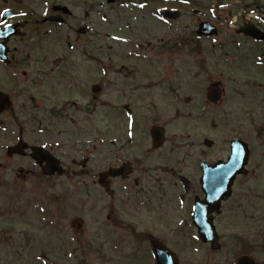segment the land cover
Segmentation results:
<instances>
[{
	"label": "rangeland",
	"instance_id": "1",
	"mask_svg": "<svg viewBox=\"0 0 264 264\" xmlns=\"http://www.w3.org/2000/svg\"><path fill=\"white\" fill-rule=\"evenodd\" d=\"M139 1L116 0L114 4H109L107 0H19V4L17 1L11 2L10 6L20 9V12H23L22 10L32 11L38 17H42L51 8V5L57 2L60 5L71 6L76 13L77 20L74 18L70 24L78 28L81 19H83L87 22L85 27L89 29L86 35L76 34L81 40L76 43L85 44L89 51L93 49L94 53L106 61L109 60L110 55L114 59H118L116 48L118 49V46L122 44L125 51L128 49L134 50L138 44L145 45L144 43L151 41L159 45L162 37L165 38L166 36L167 38L168 34L165 26L150 14L152 7H159L162 2H153L151 5L141 7L142 2ZM198 1L201 2L193 6L191 3L185 4L181 8L183 17L172 30L174 36L179 33L181 39L193 40L198 24L201 21L208 20V18L213 19L216 16L215 9H218L217 16H220L218 22L221 23V35L219 39L214 41H201V46L204 48L200 55L192 60V63L196 62L194 67L193 64L187 65L184 61L187 59L191 61L190 57L186 58L188 53L192 54L190 50L185 47L182 48L183 51L179 59L177 57L179 61L176 63L177 65L174 64L175 58L174 55H171L172 51H168L167 75L174 76L173 73L177 72L176 81L174 77L172 80L170 79V82L179 83L180 88L177 89L180 97L174 99L169 106L163 104V109L166 118H170L171 121H183L187 125V127L180 128L178 126L179 122L172 123L169 129L170 137L184 133L185 137L190 134L192 139L198 141L207 136L215 143L214 155L216 159L226 158L229 155V143L232 138H240L246 141L249 143L252 152L249 169L257 171V174L254 172L249 174L246 179H241L237 185L236 193L239 195L245 190H250L262 194L264 197V104L261 102V100L264 101V88L261 92H253V90L256 91L264 86V67L257 66L255 46L240 40V38H234L235 26H229V20L225 19L229 11H241L245 5L253 4V0H246L247 2L243 4H235L238 8L233 7L231 9L226 8L223 3L219 4V2L213 0ZM88 6L94 8V13L89 19L84 17V12ZM198 8H200L199 12L196 13L195 11ZM213 9L215 16L212 15ZM190 13H196V15L193 16ZM233 20L235 21V19ZM31 29L32 26L29 25L26 31L33 33ZM178 29H181V31H178ZM72 33L70 28L61 27L58 36L54 32L51 38L45 40V44H53L57 47L52 51L51 57L56 52L57 57L64 54V46L68 42H75V35ZM186 34H192V36L188 37ZM112 35L119 36V41L110 38ZM169 37L171 36L168 35ZM28 40L27 43L35 42L34 39L33 41ZM140 40L141 42H139ZM228 42L236 43L239 48L235 50L232 46L221 47L220 44L226 45ZM15 43L18 44L21 41H15ZM110 49H114L113 53ZM158 49L157 47L154 51L152 50V53L156 55L159 52ZM78 58L89 60L82 53ZM136 59L129 60L131 67L137 62ZM87 63L89 64V62ZM143 64L146 66V63ZM161 65L165 70L164 64ZM86 70L85 76L92 77V79L88 78L89 81L101 83L100 80H96L101 76V72L91 70L89 67ZM111 70L112 68L108 67V74H106L108 76L101 83L104 85L105 91L98 97L104 102V106L96 114L97 120L102 119V123H100L102 127L98 131H83L76 136V133L70 128L71 125L64 118L51 117L50 114L38 115V121L43 122L41 124L42 129H39L33 120L34 115L31 110L28 114L14 116L16 120L19 119L17 123L20 127H16L8 116H0V125L7 124L8 126L7 134L2 133L0 128V264H49V262H56V264H79L81 262L97 264L96 254L88 251L81 253L78 250L79 247L75 248V240L72 237L80 235L79 237L84 240L88 236L87 242L89 244L92 242L89 237L94 238L97 236V228L95 224H90V221L95 222L100 219L98 211L102 203L99 201L93 203L88 201L86 203V196L83 195L82 187L79 185L80 177L72 175L69 177L56 176L51 180L43 179L38 175L31 160L10 158L6 148L14 142L15 135L22 129L26 141L33 144L49 142V144L59 148L55 150L57 155H68L63 164L70 167L71 157L77 155L76 152H68L70 149L69 144L74 139H83L84 143L91 144L86 147L92 148L94 141L97 144L102 137L106 139V141L104 140L106 145L111 148L108 140L116 139L118 136L125 138L123 136L125 133L124 128L121 130L112 129L114 121L124 124L126 122L120 115H116L113 110L114 105L122 103L124 99L114 92L111 84ZM193 70L197 71L196 75L192 72ZM205 70L210 71L214 76L210 77V81L213 79L214 81H220L226 91L222 103L212 109L209 114V117L216 121L215 127L212 128L205 127L202 119L198 121L194 116H190L191 113L196 117L201 114L202 99L200 93L205 92L210 83L206 81ZM161 75H164V73ZM195 76H197V79L194 81ZM189 77H193L192 87H195V84L198 83V89L187 87L186 82ZM182 78L184 84L181 86ZM24 86L27 87V84ZM162 92H164V89L152 93L151 98L158 99V102L154 103L158 105L159 111L163 113L160 100L163 97L161 96ZM18 97L20 98V95ZM70 97L79 98V95L74 93L70 95L63 88L56 92L54 102L64 104ZM137 102L139 106L142 105V101L137 100ZM147 105L148 102L145 101L142 107L143 110L138 111L139 115L146 113ZM198 108L199 110H197ZM182 110L185 112H182ZM177 113L180 117L176 116ZM134 136L141 149L144 144H146V149L149 147V145L147 146V139L141 133L135 132ZM65 143H67L66 147H64ZM140 148L138 149L139 152ZM89 152L94 159L92 168L98 169L108 164L107 155L102 154L99 147L97 152ZM176 156L170 157V161L173 162ZM22 169L25 173L20 172ZM26 172H30L32 175H27ZM79 190H81V193H79ZM262 210L264 220V200ZM129 215L130 219L134 217L135 220H149L148 218H141L136 213ZM52 216L55 224L59 226V231L55 233L48 226ZM81 222L86 224L87 231L82 227L79 228ZM149 224L151 227L155 226L153 221ZM64 237L67 239H64ZM57 238L58 242L56 241ZM93 245L96 246V243L94 242ZM53 249L55 250L53 251ZM34 259L36 262H34Z\"/></svg>",
	"mask_w": 264,
	"mask_h": 264
},
{
	"label": "flooded vegetation",
	"instance_id": "2",
	"mask_svg": "<svg viewBox=\"0 0 264 264\" xmlns=\"http://www.w3.org/2000/svg\"><path fill=\"white\" fill-rule=\"evenodd\" d=\"M12 1L14 2V0H0V30H4L10 23L13 25L20 22L16 14L10 21L3 19ZM213 1L223 3L230 9L238 8L235 4L247 2L246 0ZM162 2L169 10H180L188 2L194 4L199 1L162 0ZM253 3L254 5L244 6L240 12L229 11L225 19H232L235 15H237V21L251 18L250 21L264 32V0H253ZM73 14L71 12L66 15L64 25L71 21ZM60 15H62L61 11L55 10L54 6L51 13L44 18ZM85 17L89 18L88 12L85 13ZM177 17L170 21L178 22L183 17V13H179ZM218 19L212 23L219 28L221 23H218ZM22 24L24 31L28 29V22ZM38 31L40 30L33 31L34 43H24L31 36L30 33L20 38L21 43L18 44L14 43L18 38H12L8 44L9 62L7 64L0 62V91L9 94L10 98L6 111L13 110L15 104L11 101L15 100L16 94H23V103L17 106L20 109L18 113H26L28 109L33 110L34 114L57 113L61 116L64 113V117L67 116L75 131L95 130L96 127L92 123L83 122L88 121V116L96 115L99 107L103 106L98 97L105 87L99 85V92L95 93L94 90L97 88L94 82L89 81L92 77H87L85 74L88 67L91 70L100 71L103 61L96 57L89 61L79 59L78 56L81 55L80 52L84 47L81 43L75 44L76 49H73L71 43L67 44L65 55L63 54L61 59L54 58L55 54L51 57L55 45L42 43ZM168 40L166 36L160 39V51L157 57L162 59L163 64L169 61L167 54L169 50L172 51L171 55H178L176 51L178 46L173 41L169 44ZM157 46L152 47L151 44H147V48L152 50H155ZM256 47L263 61L264 41L257 42ZM140 48L144 50L143 45ZM115 61L117 63L111 66L115 74L111 84L114 92L127 100L121 105L122 109L133 111L134 97L132 95L142 89L136 85V81L140 80L141 76L137 75L136 68L131 69L124 62L120 64L119 60ZM167 66L168 64H165L164 71L167 70ZM99 78L104 82L103 77ZM157 83L161 86L166 83V80ZM25 84L28 85L31 96H27L24 91ZM63 88L70 95L73 93L79 95V98L70 97L64 104L57 106L54 98L56 92ZM88 98L89 101H87ZM82 100L85 101L84 105ZM204 105L207 109L215 107V104L208 100ZM153 109L149 122L153 123L152 126L165 125L163 113L157 111L159 109L156 106ZM71 112L75 113V118L70 116ZM200 119L198 116L196 120ZM116 127L117 124H114L113 129L115 130ZM122 143L123 141L120 142L117 139L112 141V147L108 151L113 155V164H110L105 171L123 167V177H108L101 183V172L94 174L84 171L79 174L81 177L90 175L93 179L92 185L96 186L100 193L97 198L90 195L86 197V203L88 201L102 203L98 211L100 219L95 222L90 221V224H95L97 228V236L90 244L87 242L88 236L82 239L84 250L85 248L90 251L95 249L98 257L97 264H155L153 255L155 245L169 247L174 252L170 254L171 258L166 264H238L241 258H251L254 261L252 264H264V220L262 207L258 204L231 202L226 204L222 213L209 216L214 218L215 224H220L223 218L225 236L219 251L213 250L210 244L202 243L197 236V229L192 218L196 201L203 199L200 185L204 174L203 169L216 164L213 145L205 141H194L179 146L170 144L169 147L170 142L167 141L163 148L155 149L152 140L149 139L147 149L146 144L141 149L139 144L129 141L130 150L127 148L125 152L121 147ZM166 150L167 152H164ZM175 152L178 153V158L167 166L171 170L163 168L162 160ZM152 154H154L153 157ZM152 159L159 162L156 167L151 164ZM84 160V169H87L90 159ZM71 161L74 166L78 165L76 159ZM72 174L77 173L74 171ZM235 199H237L236 195L232 200ZM133 213L149 220H135L132 216L130 219L129 214ZM151 221L155 226L151 227L149 224ZM169 225L178 228L171 237L167 236ZM81 227L87 231L84 222L81 223ZM94 242L96 246L93 245Z\"/></svg>",
	"mask_w": 264,
	"mask_h": 264
},
{
	"label": "water",
	"instance_id": "3",
	"mask_svg": "<svg viewBox=\"0 0 264 264\" xmlns=\"http://www.w3.org/2000/svg\"><path fill=\"white\" fill-rule=\"evenodd\" d=\"M238 145L239 144H235L233 142L234 151H233V158H232L231 162L234 160L235 162L241 163L243 158H245V154L241 150L242 147L240 145L239 146ZM247 156H248V151H247ZM52 163L53 162H51V164ZM51 170L52 171H50L49 173L55 172L54 167H51ZM240 172L241 171L239 169H232L228 174H224V175H226V177L223 176L224 179L221 177H216L214 181H211L210 185L207 187V189H205L206 193H207V199H209V197L212 198L215 195L216 201H217V200H220L221 198H223L224 196L228 195L229 194V187L231 186L233 179ZM223 180L226 181V185H224V186H223V183H221Z\"/></svg>",
	"mask_w": 264,
	"mask_h": 264
},
{
	"label": "snow or ice",
	"instance_id": "4",
	"mask_svg": "<svg viewBox=\"0 0 264 264\" xmlns=\"http://www.w3.org/2000/svg\"><path fill=\"white\" fill-rule=\"evenodd\" d=\"M144 5H141V7H143Z\"/></svg>",
	"mask_w": 264,
	"mask_h": 264
}]
</instances>
